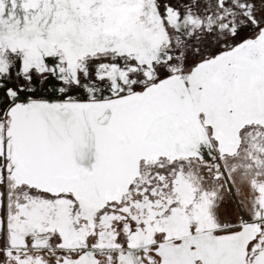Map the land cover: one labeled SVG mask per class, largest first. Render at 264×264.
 I'll use <instances>...</instances> for the list:
<instances>
[{
  "label": "snow or ice",
  "instance_id": "1",
  "mask_svg": "<svg viewBox=\"0 0 264 264\" xmlns=\"http://www.w3.org/2000/svg\"><path fill=\"white\" fill-rule=\"evenodd\" d=\"M0 264H264V0H0Z\"/></svg>",
  "mask_w": 264,
  "mask_h": 264
},
{
  "label": "flooded vegetation",
  "instance_id": "2",
  "mask_svg": "<svg viewBox=\"0 0 264 264\" xmlns=\"http://www.w3.org/2000/svg\"><path fill=\"white\" fill-rule=\"evenodd\" d=\"M232 210H233V212H235V208H234V206H233V209H232Z\"/></svg>",
  "mask_w": 264,
  "mask_h": 264
}]
</instances>
